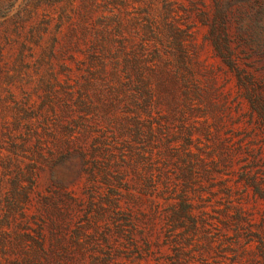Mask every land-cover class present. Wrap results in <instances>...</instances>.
Returning a JSON list of instances; mask_svg holds the SVG:
<instances>
[{
    "label": "rangeland",
    "instance_id": "obj_1",
    "mask_svg": "<svg viewBox=\"0 0 264 264\" xmlns=\"http://www.w3.org/2000/svg\"><path fill=\"white\" fill-rule=\"evenodd\" d=\"M0 264H264V0H0Z\"/></svg>",
    "mask_w": 264,
    "mask_h": 264
},
{
    "label": "trees",
    "instance_id": "obj_2",
    "mask_svg": "<svg viewBox=\"0 0 264 264\" xmlns=\"http://www.w3.org/2000/svg\"><path fill=\"white\" fill-rule=\"evenodd\" d=\"M224 54V53H223ZM223 56H225V55H223ZM229 62H230V64H231V66L233 65V61L229 58Z\"/></svg>",
    "mask_w": 264,
    "mask_h": 264
}]
</instances>
